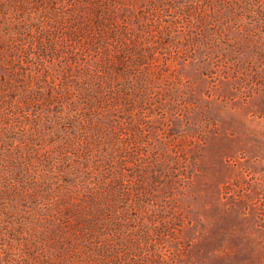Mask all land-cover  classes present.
Here are the masks:
<instances>
[{"label":"rangeland","instance_id":"obj_1","mask_svg":"<svg viewBox=\"0 0 264 264\" xmlns=\"http://www.w3.org/2000/svg\"><path fill=\"white\" fill-rule=\"evenodd\" d=\"M0 264H264V0H0Z\"/></svg>","mask_w":264,"mask_h":264},{"label":"trees","instance_id":"obj_2","mask_svg":"<svg viewBox=\"0 0 264 264\" xmlns=\"http://www.w3.org/2000/svg\"><path fill=\"white\" fill-rule=\"evenodd\" d=\"M22 185H23V184H22ZM20 186H21V184L18 183V182L14 183V185H13V187L16 188V189H18Z\"/></svg>","mask_w":264,"mask_h":264}]
</instances>
